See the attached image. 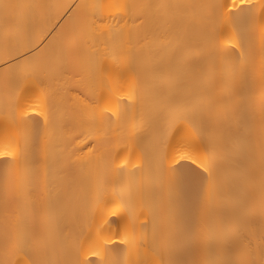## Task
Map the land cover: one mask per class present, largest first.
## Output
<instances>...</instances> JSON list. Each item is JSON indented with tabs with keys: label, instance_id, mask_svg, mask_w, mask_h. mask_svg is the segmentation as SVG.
<instances>
[{
	"label": "bare ground",
	"instance_id": "obj_1",
	"mask_svg": "<svg viewBox=\"0 0 264 264\" xmlns=\"http://www.w3.org/2000/svg\"><path fill=\"white\" fill-rule=\"evenodd\" d=\"M0 264H264V0H0Z\"/></svg>",
	"mask_w": 264,
	"mask_h": 264
}]
</instances>
